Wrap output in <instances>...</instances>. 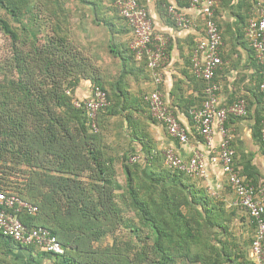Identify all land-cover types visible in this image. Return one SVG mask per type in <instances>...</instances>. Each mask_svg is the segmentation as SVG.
<instances>
[{
    "label": "trees",
    "instance_id": "1",
    "mask_svg": "<svg viewBox=\"0 0 264 264\" xmlns=\"http://www.w3.org/2000/svg\"><path fill=\"white\" fill-rule=\"evenodd\" d=\"M30 1L0 0V10L21 23L22 11L26 8L28 11ZM56 1L62 6V0ZM138 2L144 5L141 0ZM51 12L52 34L40 39L31 33L30 46L26 37L22 42L19 31L0 15V30L13 42V62L8 60L4 68L0 67V191L14 193L36 206L34 214L24 212L18 217L29 228L46 226L57 236L64 254L39 250L52 257L54 264H94L77 258L85 253L83 247L108 232L107 223H110L116 204L113 191L119 183L114 174L117 171L115 159L104 149L98 123V115L109 106L99 110L97 130H93L84 109L73 103L74 89L82 79H88L106 91L109 101L110 95L108 88L94 76L97 69L90 58L71 39L70 14L63 10L58 13L54 8ZM31 19L35 21L37 17L32 15ZM13 70L17 76L11 75ZM257 73L259 84L258 65ZM259 95L261 131L260 92ZM151 153L148 144L142 145L141 154L128 151L119 159L118 168L122 167L125 175L120 190L126 193L131 208L140 215L142 226L153 239L155 264H173L174 256L180 253L201 264L228 263L232 250L218 239L219 232L214 231L219 227L224 233L228 232V227L219 221V209L215 212L207 209L202 202H206L205 196L204 200L198 198L189 180L192 177L183 171L157 165ZM9 156L13 157L11 162H7ZM131 157L137 159L131 161ZM9 163L27 166L25 173L21 171L23 179L13 176L14 167ZM198 199L203 209L198 207ZM205 230L210 231V249L218 251L219 258L212 254L211 260H205L199 253L191 252L193 244L206 238ZM8 247L36 248L15 242L0 232V249ZM248 260V264H255ZM0 264H7L2 256Z\"/></svg>",
    "mask_w": 264,
    "mask_h": 264
},
{
    "label": "crops",
    "instance_id": "2",
    "mask_svg": "<svg viewBox=\"0 0 264 264\" xmlns=\"http://www.w3.org/2000/svg\"><path fill=\"white\" fill-rule=\"evenodd\" d=\"M262 1L217 0L215 16L222 36V64L215 81L220 86L219 105L227 106L240 97L247 101L246 115H230L226 120V126L232 131L233 166L244 179L264 187V144L260 139L258 113L261 99L257 65L254 52L244 37V27L248 19L256 15ZM62 2L73 7L70 10L71 37L93 61L91 64L97 69L94 76L109 91V107L98 115V123L104 137V149L115 159L116 166L120 165L119 159L128 151L141 154L142 145L147 144L155 163L162 166H166L162 152L167 148L185 159L195 151L201 152L206 174L189 178L198 192L197 197L204 200V195L206 202H202L207 209L213 212L219 209L222 215L229 216L231 229L243 236L250 234L252 239L254 225L247 211L233 204L236 195L227 176L221 165L211 159L218 153V135L214 136V150L209 149L188 113L190 108L200 107L204 99L205 81L195 75L192 59L193 51L204 35L202 14L188 7L185 0H141L149 12L154 30L162 33L168 41L167 57L161 69L163 78L157 88L179 124L187 131V141L181 143L168 133L165 125L152 119L144 105V96L156 85L145 63L134 59L129 49L131 31L112 0ZM170 5L183 11L190 18V25H177L168 15ZM91 85L90 80L82 79L74 89V96L85 98ZM202 202L198 199V207L203 209ZM215 231L221 233L219 227H215ZM0 256L7 260V264H54L52 257L37 248H1ZM247 256L252 260L250 242Z\"/></svg>",
    "mask_w": 264,
    "mask_h": 264
},
{
    "label": "built area",
    "instance_id": "3",
    "mask_svg": "<svg viewBox=\"0 0 264 264\" xmlns=\"http://www.w3.org/2000/svg\"><path fill=\"white\" fill-rule=\"evenodd\" d=\"M188 7L196 9L204 18V35L193 51V71L205 81L204 99L198 108H190L199 135L209 149H213L214 136L218 135V153L211 157L213 162L221 165L223 173L236 195L234 205L244 208L252 224L254 235L250 243V257L255 264H264V187L255 186L240 176L233 166L234 153L231 148L232 131L226 126L227 118L247 114V102L240 98L233 103L219 105L220 86L215 81L217 70L222 64L220 48L221 32L215 20L217 0H185ZM118 13L125 19L131 31L129 49L137 61H143L151 71L156 88L144 96L151 117L165 125L168 133L179 142L187 141V131L179 124L176 115L163 99L157 86L162 82V63L167 57V38L156 32L149 12L138 0H113ZM169 17L177 25L187 27L190 18L183 12L169 6ZM244 35L254 52L259 68L260 81L258 90L262 96L261 140L264 144V2L260 4L254 17L248 19ZM67 93H69L67 91ZM75 107L84 109L88 123L97 130V114L109 105L106 91L99 85L92 84L88 96L73 100ZM214 150V149H213ZM166 167L185 172L190 177H203L206 174L204 158L195 151L185 159L167 148L162 152ZM137 157H131L134 161ZM37 208L29 201L14 193L0 191V232L15 242L32 245L40 251L62 255L64 247L46 226L27 227L20 219V213L34 214Z\"/></svg>",
    "mask_w": 264,
    "mask_h": 264
},
{
    "label": "rangeland",
    "instance_id": "4",
    "mask_svg": "<svg viewBox=\"0 0 264 264\" xmlns=\"http://www.w3.org/2000/svg\"><path fill=\"white\" fill-rule=\"evenodd\" d=\"M28 6V11L27 8L22 11L21 23L13 21L12 17L4 13L2 10H0V15L7 18L8 23L14 30L17 29V31H19L20 36L22 37L20 40L22 42L25 40L24 36L26 37L29 46L32 42L31 33L35 34L37 38L40 39H44L46 36L48 37L52 34L50 25L51 22H53V15L51 12L53 8L58 13H61V10H63L65 13L69 14L70 10L73 9L71 5L68 6L65 2L62 6L58 5L56 0H31ZM32 15L37 17L35 21L31 19ZM24 25L26 26V29L23 28ZM20 28L22 29L20 30ZM71 28L72 26H70V29ZM24 31L28 32L25 33ZM71 39L73 40V38ZM75 43L79 46L77 40ZM29 46L27 45L28 51H30ZM12 49L13 42L9 39V35L0 30V67L4 68V66L7 65L8 60L13 62V60H11ZM91 62L93 61L91 60ZM12 66L13 65H11V67ZM11 75L17 76L16 71L13 70ZM1 76L2 75H0V77ZM10 159L11 156L7 158V162H11L13 157L11 160ZM8 165H10L11 168L14 167L13 170L15 173H13V176H17L18 180L23 179L20 177L21 171H24L25 173L27 171V166L10 163ZM118 167L114 174L116 178L118 177L120 182L117 181L119 186L118 188L115 187L116 189L114 188L115 191H113L115 193L116 204L113 207L110 223H107L108 232H106L100 239L93 240L92 243L90 242L89 246L86 244L87 246L83 247L85 248V253H82L81 255L79 254L77 259L94 262V264H155L157 258L154 251L153 239L148 233V230L142 226L140 215L131 208L126 193L120 190L121 187L123 188L125 175L122 174L124 172ZM138 181L139 179L136 178L135 182ZM219 221H222L221 224L228 227V232L223 233L220 228L221 233L218 234V239H221L224 244L232 250L229 262L221 264L247 263L246 261H249L247 256V246L251 241L250 234L243 236L235 229H231L229 216L227 215L221 214ZM204 234L206 238L203 240L199 239L196 244H193L191 252L199 253L200 257L205 260H211L212 254L214 257L219 258L217 255L219 252H212V249H210V231L205 230ZM203 243L208 246H204ZM234 254H238L239 256H234ZM173 260V264H201L199 262L188 260L183 253L174 256Z\"/></svg>",
    "mask_w": 264,
    "mask_h": 264
}]
</instances>
